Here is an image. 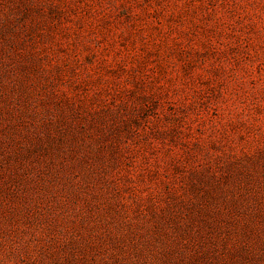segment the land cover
I'll use <instances>...</instances> for the list:
<instances>
[{"label": "rangeland", "instance_id": "374dc122", "mask_svg": "<svg viewBox=\"0 0 264 264\" xmlns=\"http://www.w3.org/2000/svg\"><path fill=\"white\" fill-rule=\"evenodd\" d=\"M0 264H264V0H0Z\"/></svg>", "mask_w": 264, "mask_h": 264}]
</instances>
